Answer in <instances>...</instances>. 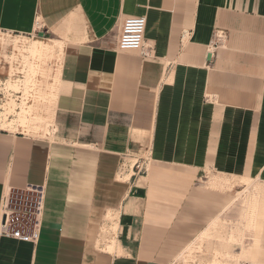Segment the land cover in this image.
Masks as SVG:
<instances>
[{"label":"crops","instance_id":"obj_1","mask_svg":"<svg viewBox=\"0 0 264 264\" xmlns=\"http://www.w3.org/2000/svg\"><path fill=\"white\" fill-rule=\"evenodd\" d=\"M133 15L148 54L119 49ZM0 29L65 59L52 134L0 127V264H177L236 180L264 178V0H0ZM31 191L35 242L1 231Z\"/></svg>","mask_w":264,"mask_h":264},{"label":"rangeland","instance_id":"obj_2","mask_svg":"<svg viewBox=\"0 0 264 264\" xmlns=\"http://www.w3.org/2000/svg\"><path fill=\"white\" fill-rule=\"evenodd\" d=\"M64 60L57 40L0 29V127L30 135L52 134L64 87ZM23 93L30 97L25 99ZM139 157L128 156L126 162L139 164L143 173L148 162L146 155L143 160ZM232 189L227 206L205 224L175 263L264 264V178L236 180ZM39 197L37 191L12 195L5 209L20 210L32 227Z\"/></svg>","mask_w":264,"mask_h":264},{"label":"built area","instance_id":"obj_3","mask_svg":"<svg viewBox=\"0 0 264 264\" xmlns=\"http://www.w3.org/2000/svg\"><path fill=\"white\" fill-rule=\"evenodd\" d=\"M146 28L147 17L145 15L128 16L123 23L119 49L123 51L139 50L144 54H148L149 50L145 45ZM40 207L41 198L39 197L35 223L28 231H26L25 228H30L31 226L25 223L23 220L24 218H21V211L18 209L8 210L4 207L6 212L3 213L1 220V231L4 233H10L21 240L35 242L39 238L38 216ZM24 214H26V212Z\"/></svg>","mask_w":264,"mask_h":264},{"label":"bare ground","instance_id":"obj_4","mask_svg":"<svg viewBox=\"0 0 264 264\" xmlns=\"http://www.w3.org/2000/svg\"><path fill=\"white\" fill-rule=\"evenodd\" d=\"M28 95H29V94H24V93H23V96H25V99L30 97V96H28ZM5 212H6V211H5V209H4V213H5Z\"/></svg>","mask_w":264,"mask_h":264},{"label":"water","instance_id":"obj_5","mask_svg":"<svg viewBox=\"0 0 264 264\" xmlns=\"http://www.w3.org/2000/svg\"><path fill=\"white\" fill-rule=\"evenodd\" d=\"M44 34H41V36H43Z\"/></svg>","mask_w":264,"mask_h":264}]
</instances>
